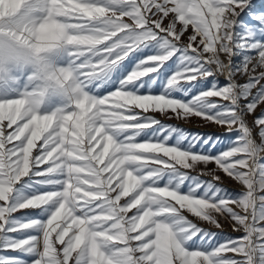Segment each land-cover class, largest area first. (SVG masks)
<instances>
[{
    "label": "clouds",
    "instance_id": "1",
    "mask_svg": "<svg viewBox=\"0 0 264 264\" xmlns=\"http://www.w3.org/2000/svg\"><path fill=\"white\" fill-rule=\"evenodd\" d=\"M239 26L231 0H0V85L8 86L0 92V128L19 124L27 136L13 150L0 130V199L10 195L6 184L26 177L52 189L12 205L47 213L24 225L40 232L19 242L37 257L32 264H172L173 255L179 264H210L187 245L221 220L243 235L220 244L214 264H256L254 256L264 253L255 215L264 204V115L254 121L256 135L245 117L264 103V43ZM145 48L152 54L101 94L113 70ZM177 54L161 93L153 94L160 70ZM238 74L247 82L237 83ZM209 77L212 86L191 100L173 97ZM220 77L228 81L222 87ZM157 113L184 124L201 118V126L238 135L218 157L200 155L192 141L168 143L166 130L176 129ZM212 161L216 167L208 168ZM221 171L240 186L238 198L211 191Z\"/></svg>",
    "mask_w": 264,
    "mask_h": 264
},
{
    "label": "rangeland",
    "instance_id": "2",
    "mask_svg": "<svg viewBox=\"0 0 264 264\" xmlns=\"http://www.w3.org/2000/svg\"><path fill=\"white\" fill-rule=\"evenodd\" d=\"M255 1L249 0L248 6H250ZM260 11L264 12L263 8L259 9ZM245 14V12H243ZM262 14V13H261ZM242 16V14H240ZM168 21L165 20L164 24H167ZM191 34V29L189 32L185 34L183 39L187 38V35ZM152 54V50L150 48H145L141 51H137L135 53L130 54L116 69L113 70L111 76V83L109 86L103 88L101 90V94L104 92L115 90L118 87L119 80L126 76L129 72L132 71L136 63L142 59L143 57ZM178 56L173 57L165 67L160 70L159 77L155 80L154 86L151 89L153 94H160L162 91V82L166 79L168 75L171 74V71L174 69L175 64L178 62ZM243 59L242 55L234 56V63L239 64ZM155 75V74H153ZM237 83L244 84L247 82V77H242L239 74L236 77ZM213 78L209 77L207 81L204 82H197L195 87L189 86V90L187 92L177 91L172 93L173 97L176 99H180L182 101H189L192 99L193 96L197 95L202 90H207L212 86ZM218 87H222L228 83L226 79L220 77L218 80ZM264 83V81H261ZM8 86L7 85H0V92H7ZM149 91L148 87H144L140 89L141 94L147 93ZM255 89L253 93H255ZM217 101L220 98H214ZM249 101H242L243 104L248 103ZM57 103V101H53V106ZM139 111V110H138ZM152 115V113H149ZM158 119H162V123L165 125H172L175 127L176 131L168 133L166 130L165 134H169L171 139L168 143L173 144L178 139L182 141V147L186 146L189 141L194 143V147L192 148L193 152H206L209 155H216L223 151H225L231 143L235 140L238 133L236 132H227L225 126H201L202 119L201 118H193L190 120V123L184 124L181 121H177L175 118L173 119H164L160 114H155ZM173 115L174 114H170ZM264 115V103H261L257 106L253 113L246 115V120L250 127L253 128V135H256L259 132V128H257L254 124V121L259 118L260 116ZM7 124V121L4 122ZM181 133L183 135H181ZM194 138H198L195 139ZM257 139H259L257 137ZM42 143V141H41ZM39 144L37 145V148ZM37 149L33 150V154L35 155ZM44 166H41L43 168ZM216 167L215 162L212 161L209 163L208 168ZM203 169V165H201ZM218 175L222 177V183L217 181L215 186L211 189V191H215L217 188L221 189L219 195L223 196L224 198H238L240 193V186L233 181L231 178L227 177L222 171L218 172ZM36 178H24L21 183L17 184L14 187V191L11 196V203L15 204L18 201H23L27 197L37 194L41 191H49L52 190L48 187H42L37 185L34 181ZM202 180H209L208 177H201ZM191 183L190 180H185L183 182L181 191L187 193L189 184ZM164 181H160L159 186H163ZM205 188H201L199 193H203ZM211 195V192H209ZM259 196L261 200H264V192H260ZM5 202L0 201V205H3ZM123 203V201H122ZM135 210L133 209L129 215L134 214ZM255 215L262 221L260 227L264 228V204L260 202L256 205ZM47 213L44 212L42 209H29V210H19L18 212L12 213L7 217L8 223L5 227L4 232H0V264H32V261L35 260L37 257L25 250L19 251H12L11 246L15 244V242L25 239V237L30 236H39L40 232L33 228L30 230H22V231H9V229L18 228L20 224L30 222L33 220H46ZM223 224L221 229H207L202 230L198 233L187 245L189 250H199L202 252L210 253L220 244H223L227 240H238L243 233L234 231L232 225L226 221H220ZM206 227V225H205ZM195 241V243H193ZM254 261L256 264H264V253L258 252L254 256Z\"/></svg>",
    "mask_w": 264,
    "mask_h": 264
},
{
    "label": "snow or ice",
    "instance_id": "3",
    "mask_svg": "<svg viewBox=\"0 0 264 264\" xmlns=\"http://www.w3.org/2000/svg\"><path fill=\"white\" fill-rule=\"evenodd\" d=\"M231 3L234 7L235 12L238 13V21L240 22L242 20V17L240 14L245 11L246 7H248L249 0H231ZM241 9H243V11H241ZM257 18L262 19L264 17H257ZM262 43H264V42H262ZM105 47H107V45H105ZM165 66H166V64L164 65V67ZM261 84H264V83H261ZM128 88L134 89V85H128ZM20 127L21 126L19 124L12 125L11 127H9L8 123L7 124L4 123L2 128H0V130L3 131L5 143H7L8 147L13 149V150H15L16 146L23 148L24 144L27 142V136L22 134V132L20 131ZM195 139H198V138H194V140ZM9 140L11 141V143H8ZM39 153H40V148L38 147L35 155H38ZM194 153L215 158V157H218L222 152L219 154H216V155H209L206 152H194ZM20 156H23V152L20 153ZM14 159H19V157H14ZM221 162L226 163V161H221ZM43 166H44L43 168L48 167L47 164H45ZM43 168H35L34 170L35 171H41ZM0 179H3V177H0ZM219 179H222V177L219 176ZM5 187H6V189H9L10 195H8L6 199H0V201L5 202L3 205H0V209L3 210V214L0 215V232L5 231V227L8 223L7 217L10 214L18 212L19 210L34 209V208H24V209L12 210L13 204L11 203V196H12V193L14 191V187L7 185V184L5 185ZM42 192H44V191H41V193ZM219 198H224V197L221 195L220 197H218V199ZM211 202L215 203V200H213ZM218 223L220 224L219 229H221L223 227V224L220 221H218ZM24 225H29V222L22 223L19 225L18 228L9 229V231H22V230L33 229L31 226H24ZM215 229H218V228H215ZM141 232H143V229H141ZM137 235H139V233H137ZM30 237H32V236H30ZM30 237H25V239L15 242V244H14L15 246L14 245L11 246V250L12 251H19V250L27 249L28 245H20L19 242L29 240ZM148 239H150V237H145L143 240L138 241V243L144 244L147 242ZM30 243H32V242L30 241ZM193 243H195V241H193ZM224 243H226V241ZM60 247H63V245H60ZM214 251H215V249L210 253L204 252L205 255L208 256L210 264H214V257L212 256V253ZM40 264H45V260H41ZM172 264H179V262L176 260L175 255H173V257H172Z\"/></svg>",
    "mask_w": 264,
    "mask_h": 264
},
{
    "label": "crops",
    "instance_id": "4",
    "mask_svg": "<svg viewBox=\"0 0 264 264\" xmlns=\"http://www.w3.org/2000/svg\"><path fill=\"white\" fill-rule=\"evenodd\" d=\"M255 1L250 6L246 7L245 14H242V20L240 26L236 29L241 34L252 33V39L264 42V18L258 19L257 17H264V12L260 11V8L264 9V0ZM262 13V14H261ZM243 56V55H242Z\"/></svg>",
    "mask_w": 264,
    "mask_h": 264
}]
</instances>
